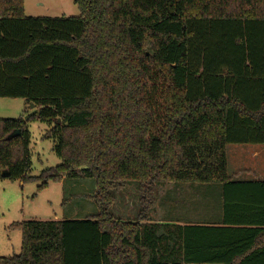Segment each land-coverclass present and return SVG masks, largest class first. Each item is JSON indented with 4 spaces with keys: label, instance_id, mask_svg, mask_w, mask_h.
<instances>
[{
    "label": "trees",
    "instance_id": "1",
    "mask_svg": "<svg viewBox=\"0 0 264 264\" xmlns=\"http://www.w3.org/2000/svg\"><path fill=\"white\" fill-rule=\"evenodd\" d=\"M75 4L79 16L28 17L24 0H0V98L36 110L0 119V180L91 179L100 211L13 223L21 252L0 264H264L250 228L264 181L233 180L227 151L264 145V0ZM35 121L62 162L34 177ZM134 182L137 214L117 216ZM183 183L213 186L211 220H153L161 188Z\"/></svg>",
    "mask_w": 264,
    "mask_h": 264
},
{
    "label": "rangeland",
    "instance_id": "2",
    "mask_svg": "<svg viewBox=\"0 0 264 264\" xmlns=\"http://www.w3.org/2000/svg\"><path fill=\"white\" fill-rule=\"evenodd\" d=\"M24 3L25 14L28 17H75L80 15L75 0H24ZM25 109L30 113L36 111L28 109L27 102L23 99L0 98V119H19ZM50 129L49 124L40 121L29 124L32 159L30 176H39L43 171L56 167L62 162L55 150L56 138L48 135ZM254 147L253 145L228 146L231 177L250 178L253 175L250 150ZM259 168L261 173L264 172V166ZM41 184L42 182L23 184L18 180H0V257L9 258L21 252L22 232L13 229V223L28 220L85 219L100 211V202L93 197L96 195V188L91 179L64 178L61 182H50L48 187L39 189ZM137 186L138 182H134L125 192L117 193L113 209L117 216L124 217L131 214V218L135 217L139 207ZM164 196L163 191L150 216L160 217L167 212L169 216H190L193 220L200 218L199 214L202 210L198 208L192 210L183 202L182 206L172 210L170 207L162 206Z\"/></svg>",
    "mask_w": 264,
    "mask_h": 264
},
{
    "label": "crops",
    "instance_id": "3",
    "mask_svg": "<svg viewBox=\"0 0 264 264\" xmlns=\"http://www.w3.org/2000/svg\"><path fill=\"white\" fill-rule=\"evenodd\" d=\"M255 146L252 148L251 151V162H252V172L253 175L250 178L245 177H238L233 178V180L238 181H258L263 182L264 181V172L261 173V170L259 167L264 166V145H253ZM213 186H199L197 184H189V183H183V184H169L166 186H163L161 188V194L164 191L165 195H171L175 198V201L170 202V205L168 203H165L162 206L170 207L171 210L176 207L182 206V202L184 205H187L192 210H197V208L202 212L200 215V218L192 219L190 216H181L177 217L175 215L169 216L167 212L162 214L160 217H153L151 218L159 223H162L164 220H174L177 221L179 224L188 223V222H194V221H202L204 223L209 222L211 219L212 211L215 208L211 203L212 200L209 198V195H211ZM213 192H217V190L214 189ZM165 197V198H166ZM164 198V199H165ZM191 199V200H190ZM190 200V201H189ZM211 202V203H210ZM189 203V205H188ZM199 203V204H196ZM166 209V208H165ZM219 210V209H218ZM264 213V212H263ZM264 215V214H263ZM202 217V220H201ZM156 218V219H155ZM259 220H264V216H261L258 218ZM250 228L259 230V234L257 235L255 242L251 243V252H259L260 254H257V258H255V261H264V224L263 225H251Z\"/></svg>",
    "mask_w": 264,
    "mask_h": 264
},
{
    "label": "water",
    "instance_id": "4",
    "mask_svg": "<svg viewBox=\"0 0 264 264\" xmlns=\"http://www.w3.org/2000/svg\"><path fill=\"white\" fill-rule=\"evenodd\" d=\"M19 134H20L19 131H15L14 133H12V134L10 135V137H11V138H15V137L19 136ZM9 176H10V174H9L8 171H3V172H2V177H4V178H9Z\"/></svg>",
    "mask_w": 264,
    "mask_h": 264
}]
</instances>
